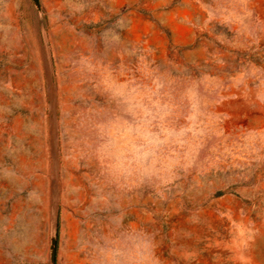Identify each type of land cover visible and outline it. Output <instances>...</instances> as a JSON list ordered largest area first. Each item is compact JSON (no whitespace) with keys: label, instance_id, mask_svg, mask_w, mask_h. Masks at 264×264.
I'll list each match as a JSON object with an SVG mask.
<instances>
[{"label":"rangeland","instance_id":"1","mask_svg":"<svg viewBox=\"0 0 264 264\" xmlns=\"http://www.w3.org/2000/svg\"><path fill=\"white\" fill-rule=\"evenodd\" d=\"M40 4L0 0V264L57 210L56 264H264V0Z\"/></svg>","mask_w":264,"mask_h":264},{"label":"water","instance_id":"2","mask_svg":"<svg viewBox=\"0 0 264 264\" xmlns=\"http://www.w3.org/2000/svg\"><path fill=\"white\" fill-rule=\"evenodd\" d=\"M32 1L35 7L37 8V10L40 13H42V7L40 4V0H32ZM58 227H59V220H58V210H57L54 214L53 221H52L50 244H49V264H56L57 247H58Z\"/></svg>","mask_w":264,"mask_h":264},{"label":"crops","instance_id":"3","mask_svg":"<svg viewBox=\"0 0 264 264\" xmlns=\"http://www.w3.org/2000/svg\"><path fill=\"white\" fill-rule=\"evenodd\" d=\"M43 219H44L43 226L41 228L38 227V230H39L38 245H40L39 247H40V254H41V264H46L47 260L49 259V242L47 241V236L45 232V228H46L45 217ZM57 255H58V247H57ZM56 262H57V259H56Z\"/></svg>","mask_w":264,"mask_h":264}]
</instances>
